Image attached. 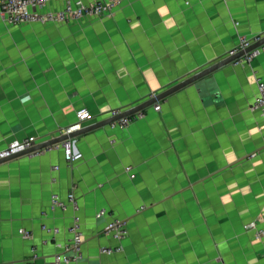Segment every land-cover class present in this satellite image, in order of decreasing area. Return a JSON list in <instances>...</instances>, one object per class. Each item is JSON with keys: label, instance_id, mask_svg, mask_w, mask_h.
Listing matches in <instances>:
<instances>
[{"label": "crops", "instance_id": "0c3cea01", "mask_svg": "<svg viewBox=\"0 0 264 264\" xmlns=\"http://www.w3.org/2000/svg\"><path fill=\"white\" fill-rule=\"evenodd\" d=\"M241 34L264 37V0H122L111 15L70 23L0 22V148L56 137L82 107L98 121L130 109L224 58ZM255 73L264 77V52L176 90L127 127L83 132L72 138L83 154L75 162L55 147L0 163V264H54L66 251L73 211L52 209L54 192L79 199L81 264H264V236L244 228L264 223ZM111 217L127 219L129 235L107 255Z\"/></svg>", "mask_w": 264, "mask_h": 264}, {"label": "built area", "instance_id": "2783aa9c", "mask_svg": "<svg viewBox=\"0 0 264 264\" xmlns=\"http://www.w3.org/2000/svg\"><path fill=\"white\" fill-rule=\"evenodd\" d=\"M53 2H60L61 6L56 9L50 7V4ZM121 2L122 0H93L91 2H85L83 0H0V22L7 25H18L21 23H70L81 20L85 17H102L111 15ZM261 38L262 35H239L236 43L228 49L225 57L243 52L241 55L237 56L232 63L243 64L252 62L255 57L264 52V43L249 50L248 48L258 42ZM255 77L257 91L251 108L260 114L264 123V77L258 73H255ZM156 94L157 93H151L149 98L155 97ZM28 98L29 96L27 95L23 99ZM135 106L136 105H133L130 108ZM154 108L159 110L161 105L156 103L154 104ZM125 110L121 108H112L109 110L108 116H116ZM76 113L77 120L66 129H62L57 136L69 133L98 121L93 119V115L85 107L79 108ZM145 114V111L140 109L132 114L120 117L110 124L112 126L127 127L133 121L143 118ZM46 140L47 139L41 140L35 136L14 139L8 142L4 147L0 148V159L26 151L35 144ZM55 147L62 148L64 158L68 162H75L83 157L82 152L75 150L72 138L64 139L49 146L32 150L27 154L30 156H38ZM53 168L58 169L59 166L56 164ZM130 169L131 167H127V170ZM50 206L52 209H60L62 211L71 209L73 211L72 221L69 226L71 236L67 241L66 251L58 253L55 256L54 264L70 263L72 261L81 264L84 257V232L79 199L74 192H69L66 195L54 192L51 197ZM106 213V209H100L98 215H105ZM42 227L48 233L57 234L60 231L59 227H51L47 224H43ZM244 228L253 231L256 238L264 236V223L260 224L256 219L246 223ZM19 233L25 239H30L32 237V232L25 228H20ZM104 234L114 238L116 243L114 245L105 244L101 246V253L112 255L115 252L121 251L122 241L129 235L128 220L120 217H111L104 227ZM46 241V239L43 240V242ZM32 250L35 251L36 247L33 246ZM69 252H71V254H69Z\"/></svg>", "mask_w": 264, "mask_h": 264}, {"label": "water", "instance_id": "95a60500", "mask_svg": "<svg viewBox=\"0 0 264 264\" xmlns=\"http://www.w3.org/2000/svg\"><path fill=\"white\" fill-rule=\"evenodd\" d=\"M262 43H264V37L261 38L258 42H256L253 45H251L248 48V50L251 49V48H253V47H255V46H258V45H260ZM242 53L243 52H240L237 55H233V56H229V57H224V58H222V59H220L218 61H215L214 63H212V64L204 67L203 69L197 71L193 75L182 79L177 84H175V85H173V86L165 89L164 91H162L160 93H157L155 97L150 98L149 100H146V101H144L142 103H139L135 107L130 108V109H127V110L121 112L120 114H118L116 116H112V117H108V118L102 119L100 121H97V122L88 124L86 126H83V127L79 128V129L73 130V131H71L69 133H65V134H62L60 136H56V137H53L51 139H48V140H46L44 142L35 144L33 147H31L30 149H28L26 151H23V152H20V153H16V154H14L12 156L5 157V158L0 159V163H3L6 160H9L12 157H15L17 155L27 154L28 152H30L32 150H36V149H40V148L49 146L51 144L60 142V141H62L64 139L74 138V137H76L77 135H79V134H81L83 132L90 131L92 129L105 126V125L110 124L111 122L117 120L120 117L129 115V114H132L135 111L140 110V109H144L145 107H147L149 105L156 104L162 98L168 96L169 94L175 92L176 90H178V89H180V88H182V87H184V86H186V85H188L190 83L203 80L204 78H209L215 71H217L220 68H222L223 66L231 63L237 56L241 55Z\"/></svg>", "mask_w": 264, "mask_h": 264}, {"label": "flooded vegetation", "instance_id": "af4514ba", "mask_svg": "<svg viewBox=\"0 0 264 264\" xmlns=\"http://www.w3.org/2000/svg\"><path fill=\"white\" fill-rule=\"evenodd\" d=\"M11 26H12V25H7L8 30H10Z\"/></svg>", "mask_w": 264, "mask_h": 264}]
</instances>
